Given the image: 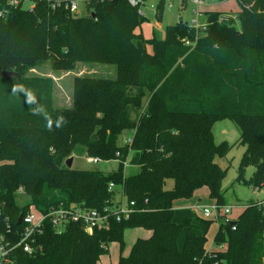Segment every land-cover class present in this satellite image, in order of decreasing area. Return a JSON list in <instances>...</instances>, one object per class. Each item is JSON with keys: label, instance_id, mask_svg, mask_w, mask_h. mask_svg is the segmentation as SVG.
I'll use <instances>...</instances> for the list:
<instances>
[{"label": "trees", "instance_id": "obj_1", "mask_svg": "<svg viewBox=\"0 0 264 264\" xmlns=\"http://www.w3.org/2000/svg\"><path fill=\"white\" fill-rule=\"evenodd\" d=\"M24 1L0 0V202L18 228L16 217L26 208L18 202L20 188L41 211L71 203L102 209L117 193L109 190L114 182L136 210L92 234L78 223L60 233L48 225L41 250H16L18 264H97L129 227L152 233L137 239L119 264H264V208L257 202L247 204L234 225L221 216L214 241L223 246L212 252L213 221L173 206L204 186L226 205L227 170L217 158L230 146L215 142L219 119L233 120L247 146L238 180L245 181L253 164L251 183L264 185V0H238L234 14L207 12L215 21L204 29L178 21L163 38L156 29L151 38L137 32L146 17L128 0H88L86 16L65 1L55 9L57 0H35L32 8ZM163 8L161 0L158 15ZM50 59L55 69L67 70L78 62L113 64L117 75L76 76L72 105L57 107L54 79L25 74ZM9 71L16 75L3 74ZM126 132L131 142L121 144ZM75 154L119 166L110 172L69 168ZM126 162L138 171L125 175Z\"/></svg>", "mask_w": 264, "mask_h": 264}, {"label": "rangeland", "instance_id": "obj_2", "mask_svg": "<svg viewBox=\"0 0 264 264\" xmlns=\"http://www.w3.org/2000/svg\"><path fill=\"white\" fill-rule=\"evenodd\" d=\"M161 0H146L141 5L144 16L146 17L142 27L137 29L138 33H142L146 38H151L153 29L157 30L159 37L163 38L166 33V28L169 25L175 24L178 21L191 23L193 18L198 17L199 22L206 19L208 10L213 12H225L233 14L241 9L238 0H211L207 4V0L202 2L199 10L200 14L197 16L193 9L197 8L192 0H187L185 6L182 5V0H164V8L162 16L158 15V4ZM35 0H25L24 7L31 8ZM170 3L173 6L170 7ZM79 7L76 15L86 16L90 13L87 7L86 0H79ZM206 12V13H205ZM149 52H152V47L148 46ZM25 74L31 76H49L54 79V102L57 107H69L73 103L74 79L76 76H96L114 78L117 75V67L113 64L103 63H84L78 62L74 69H55L53 61L47 60L34 68L28 69ZM135 116V115H134ZM214 139L217 144L227 143L230 150L226 156L217 158L219 165L226 169V176L223 180V192L226 205H230L232 211L227 215L225 221L235 220L239 214L244 210V207L251 202H258L264 200V185L259 187L251 183V178L256 171L253 164H249L244 172L245 181H239V166L241 160L246 152L247 146L241 143V130L238 125L231 119H219L213 124ZM131 134L126 132L121 136L120 143L123 144ZM84 154H75L73 161L74 169H100L105 172L114 171L119 166L118 160L101 161L97 164L91 163L87 160ZM125 175H131L138 171V167L125 163ZM173 187V180H167L166 188ZM119 189V188H118ZM30 198L25 194H18V202L26 204ZM217 203L215 198L210 195L208 186L199 188L192 197L177 198L173 202L176 207H190L199 215L205 217L201 211V207ZM206 218V217H205ZM212 220L210 230L208 232L207 246L217 247L215 243V236L218 231L221 219L208 218ZM151 231L145 228H126L124 231L123 242H112L109 245L110 251L101 255L97 264H119L120 256H128L131 253L134 243L139 238H148ZM108 248V250H109ZM111 259V260H110Z\"/></svg>", "mask_w": 264, "mask_h": 264}, {"label": "built area", "instance_id": "obj_3", "mask_svg": "<svg viewBox=\"0 0 264 264\" xmlns=\"http://www.w3.org/2000/svg\"><path fill=\"white\" fill-rule=\"evenodd\" d=\"M22 0H6L8 5L16 6ZM65 1L66 7L71 12L77 13L79 7V0H57L52 4L55 9L59 4ZM88 1V0H86ZM104 1V0H101ZM133 6L139 7L140 15H144L141 5L146 0H128ZM196 7L193 12L198 16L200 14L199 7L204 0H192ZM173 3H170V7ZM2 12H0V15ZM207 23H200L198 17L193 18L190 25L196 29H204ZM189 43V42H187ZM127 143L131 142V138H127ZM87 160L91 163L97 164L102 160L101 157L90 156ZM117 188L110 205L104 206L102 209L87 207L84 204H58L51 206L47 211H41L32 203H26L25 212L19 214L22 216L20 224H17L18 217H16L15 228L12 224V219L5 211V203L0 202V264H18L16 255L17 249H22L27 254H33L42 249L39 243V238L44 234L48 225L52 226L56 233L63 232L72 223L81 224L87 233L92 234L95 229H107L110 227L112 220L122 221L128 219L136 210L135 201H129L124 193L123 188L118 187L114 182H110L109 190ZM119 188V189H118ZM22 193L23 189L20 188ZM259 206L264 208V200L257 202ZM24 205V204H23ZM201 211L206 218H215L216 220L221 216L227 217L232 211L230 205L210 204L201 207ZM223 245L217 248L222 249ZM105 248H108L105 246ZM213 246L208 247V251L215 250Z\"/></svg>", "mask_w": 264, "mask_h": 264}, {"label": "water", "instance_id": "obj_4", "mask_svg": "<svg viewBox=\"0 0 264 264\" xmlns=\"http://www.w3.org/2000/svg\"><path fill=\"white\" fill-rule=\"evenodd\" d=\"M92 16H94V13H92ZM215 21V15L214 14H211L210 18H209V23H213ZM5 76H15L16 75V72L15 71H9V72H4L3 73ZM73 160H74V157H69L66 161V165L71 168L73 166ZM21 220H22V216L20 215L19 218H18V221H17V224H20L21 223ZM237 221L236 220H232L230 221V224L231 225H234L236 224Z\"/></svg>", "mask_w": 264, "mask_h": 264}, {"label": "crops", "instance_id": "obj_5", "mask_svg": "<svg viewBox=\"0 0 264 264\" xmlns=\"http://www.w3.org/2000/svg\"><path fill=\"white\" fill-rule=\"evenodd\" d=\"M207 4H209L210 2H211V0H207ZM187 4V0H182V5L183 6H185ZM34 6V4L31 6V8ZM207 12H212V11H210V10H208ZM206 13V12H205ZM210 14H208V13H206V19L203 21V22H201V23H207L208 21H209V18H210ZM74 161V160H73ZM176 208H182L181 206H179V207H176ZM109 251H110V248H109ZM111 260V259H110ZM111 264H112V262H111Z\"/></svg>", "mask_w": 264, "mask_h": 264}]
</instances>
